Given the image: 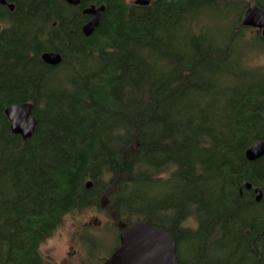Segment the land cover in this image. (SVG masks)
Returning <instances> with one entry per match:
<instances>
[{
    "label": "trees",
    "instance_id": "1",
    "mask_svg": "<svg viewBox=\"0 0 264 264\" xmlns=\"http://www.w3.org/2000/svg\"><path fill=\"white\" fill-rule=\"evenodd\" d=\"M1 1L0 264H50L40 246L88 209L163 229L181 264H264V199L245 188L264 196V157H245L264 143V68L235 45L264 46L245 37L249 3ZM90 6L106 9L87 38ZM227 10L238 20L221 37L203 20ZM20 103L38 121L26 141L5 116Z\"/></svg>",
    "mask_w": 264,
    "mask_h": 264
},
{
    "label": "water",
    "instance_id": "2",
    "mask_svg": "<svg viewBox=\"0 0 264 264\" xmlns=\"http://www.w3.org/2000/svg\"><path fill=\"white\" fill-rule=\"evenodd\" d=\"M71 7H77L82 0H62ZM2 0L1 5H6ZM136 6L148 7V0H139L134 3ZM14 11L12 5L9 6ZM106 7L96 8L95 6L86 9L84 16L92 17L90 23L86 24L82 31L85 37L90 38L101 23L102 13ZM241 25L247 29H256L264 37V10L257 5L250 6L241 17ZM42 61L50 66L57 67L63 63V57L59 53H43ZM33 104L20 103L8 106L5 111L7 121L10 122V130L23 140L32 139L38 121L33 115ZM246 160L255 163L264 157V143L257 142L245 154ZM87 189H91L92 183H87ZM248 191L254 192L256 203H261L264 199L260 188L254 189L252 185L246 184ZM122 246L106 264H181L178 261V249L174 237L166 233L163 229L151 226L149 222H137L124 230L120 237Z\"/></svg>",
    "mask_w": 264,
    "mask_h": 264
},
{
    "label": "rangeland",
    "instance_id": "3",
    "mask_svg": "<svg viewBox=\"0 0 264 264\" xmlns=\"http://www.w3.org/2000/svg\"><path fill=\"white\" fill-rule=\"evenodd\" d=\"M249 6L254 5L253 0H245ZM238 20V15L231 11H225L224 15H209L203 22L212 28L215 33H221L224 37L231 30V23L235 24ZM231 22V23H230ZM239 25V24H238ZM8 26L7 22H3L0 17V33ZM240 28H242L240 26ZM245 29V37L248 40L261 35L256 29ZM236 42V47L239 50L250 51V54L245 58V62L250 68H264V46L253 44L251 46ZM101 222V225L96 226L95 222ZM87 222L91 226L85 225ZM94 224V225H93ZM194 221L186 222V227L195 228ZM119 226L113 224L110 215L96 212L93 209H88L83 212H74L64 219L59 230L47 241L40 246V254L44 260L52 264H101L104 258L111 254L112 248L118 245ZM80 237L91 239L93 242L83 243ZM97 245V246H96ZM188 249L184 250V257L187 260ZM93 253V254H92ZM108 254V255H107ZM93 257H92V256ZM110 256V255H109Z\"/></svg>",
    "mask_w": 264,
    "mask_h": 264
},
{
    "label": "flooded vegetation",
    "instance_id": "4",
    "mask_svg": "<svg viewBox=\"0 0 264 264\" xmlns=\"http://www.w3.org/2000/svg\"><path fill=\"white\" fill-rule=\"evenodd\" d=\"M136 1H139V0H133L132 1V3L134 2H136ZM150 2H151V0H149ZM6 2H7V0H6ZM10 5H12V4H10V3H8L7 2V4L6 5H2V7H3V9H5V10H8V11H10L11 13H14L15 12V10L14 11H11L10 9H9V6ZM13 7H14V5H12ZM90 7H92V6H90ZM86 9H84L83 11H82V13L85 11ZM86 18H88L89 20L87 21V23L86 24H88V23H90V21L92 20V17L90 16V17H87V16H85ZM96 226H99V225H101V222L99 221V222H95L94 223ZM93 224V225H94ZM87 225H89V226H91V223L90 222H87V224L85 225V228H87ZM126 228H128L127 226H119V231H120V233H119V237H118V239H119V241H118V245H115V247L114 248H112V251H111V254H107L108 255V257L107 258H104V261L101 263V264H106L112 257H113V255H115L116 253H117V251L121 248V246H122V243H121V239H120V237H121V235L123 234V232H124V230L126 229ZM82 239V240H81ZM79 240H81L83 243H89V242H93V240H91V239H86L85 237H80V239ZM97 246V245H96ZM177 248V247H176ZM93 254V253H92ZM92 256V255H91ZM93 257V256H92ZM84 264V263H83Z\"/></svg>",
    "mask_w": 264,
    "mask_h": 264
}]
</instances>
